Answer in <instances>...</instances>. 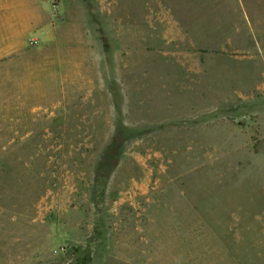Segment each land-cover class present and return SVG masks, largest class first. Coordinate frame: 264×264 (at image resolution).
<instances>
[{
	"label": "rangeland",
	"instance_id": "1",
	"mask_svg": "<svg viewBox=\"0 0 264 264\" xmlns=\"http://www.w3.org/2000/svg\"><path fill=\"white\" fill-rule=\"evenodd\" d=\"M0 264H264V0H0Z\"/></svg>",
	"mask_w": 264,
	"mask_h": 264
}]
</instances>
